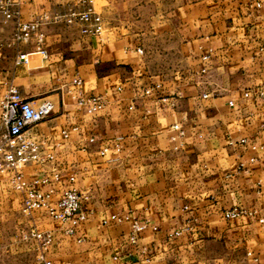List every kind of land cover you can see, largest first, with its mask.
<instances>
[{"label":"crops","instance_id":"obj_1","mask_svg":"<svg viewBox=\"0 0 264 264\" xmlns=\"http://www.w3.org/2000/svg\"><path fill=\"white\" fill-rule=\"evenodd\" d=\"M148 2L164 10L127 30L126 21L106 23L127 0H92L104 32L49 24L46 54L35 40L14 41L15 21L0 15V101L15 87L34 105L55 106L26 130L50 157L24 177L57 171L62 189L74 175L87 195L85 221L38 212L29 224L54 233L52 264H264V0ZM85 3L20 0L19 8L33 20ZM75 93L107 104L86 113ZM1 116L0 106V136ZM22 197L0 175V242ZM233 208L247 212L227 217ZM135 220L146 226L132 243ZM31 240L27 264H44Z\"/></svg>","mask_w":264,"mask_h":264},{"label":"built area","instance_id":"obj_2","mask_svg":"<svg viewBox=\"0 0 264 264\" xmlns=\"http://www.w3.org/2000/svg\"><path fill=\"white\" fill-rule=\"evenodd\" d=\"M85 2L84 7L71 8L66 13L43 14L33 20H26L21 15L20 0H0V15L5 21H15L14 41L28 43L35 40L39 52L46 54L44 27L49 24L64 23L68 26H78L88 35H99L104 32L105 21L102 14L94 8L92 0ZM138 51L144 52L142 48H138ZM27 56L28 54H21L18 61L27 63L29 61ZM74 83L81 84V79H74ZM121 88L119 86L117 90L121 91ZM150 91L151 89L146 90L147 93ZM73 98L80 109L89 114L101 111L107 104L105 96L101 94L85 96L75 93ZM231 104L233 105V102ZM0 106L1 120L7 127L6 132L0 136V175H8L12 186L23 193L22 210L27 215L44 212L60 222L85 221L87 215L82 211V206L87 195L73 185L74 175L68 177V184L63 185L62 189L55 186V183L63 182L61 173L57 171L44 173L33 180L24 177L25 167L43 164L50 157V154L44 151L42 142L28 136L26 130L31 125L49 118L54 113V103L51 100H44L34 105L32 101L23 97L17 88L10 87L0 101ZM174 127L180 129L179 124H175ZM63 135L69 137L70 132L64 130ZM246 212L244 209L233 208L226 211V216L233 217ZM145 226L137 220L134 221L129 234L132 243L137 242V233ZM68 231L73 233L74 229L70 228ZM29 237L35 241L44 264H52L47 254L54 245V233L33 228Z\"/></svg>","mask_w":264,"mask_h":264},{"label":"rangeland","instance_id":"obj_3","mask_svg":"<svg viewBox=\"0 0 264 264\" xmlns=\"http://www.w3.org/2000/svg\"><path fill=\"white\" fill-rule=\"evenodd\" d=\"M130 5L120 12H109L106 18L108 26H118L119 21H126L125 26L128 29H135V25L139 24L138 21L144 19L147 21L152 20L150 16L161 12L164 8L150 7V2H139L138 0H127ZM141 3L143 6H141ZM135 12V10H137ZM159 10V11H158ZM120 15H119V14ZM118 30V29H117ZM51 115L49 118H51ZM47 118V119H49ZM6 216V215H5ZM10 224L7 226V221L4 222L1 229L4 240L0 242V264H27L33 260V243L31 237H29L30 231L33 228H38L34 224H29V216L21 209L14 211L10 216ZM7 236H14V241H7ZM32 242V243H31Z\"/></svg>","mask_w":264,"mask_h":264}]
</instances>
